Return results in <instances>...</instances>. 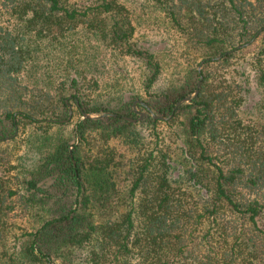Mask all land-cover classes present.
<instances>
[{"label":"trees","instance_id":"obj_1","mask_svg":"<svg viewBox=\"0 0 264 264\" xmlns=\"http://www.w3.org/2000/svg\"><path fill=\"white\" fill-rule=\"evenodd\" d=\"M147 1L157 43L122 0H0V139L22 127L0 264H264V28L248 71L228 70L245 46L224 52L264 26V0ZM15 204L32 224L8 244Z\"/></svg>","mask_w":264,"mask_h":264},{"label":"rangeland","instance_id":"obj_2","mask_svg":"<svg viewBox=\"0 0 264 264\" xmlns=\"http://www.w3.org/2000/svg\"><path fill=\"white\" fill-rule=\"evenodd\" d=\"M122 1H124L127 4V6L132 9L133 23L136 28L135 36L138 37L139 40L147 39L150 42L157 43V40L160 37L163 36L165 37L166 34H165L164 26L161 23V15H159L158 11L149 1L147 0H122ZM256 36L257 35H255L254 37L251 36L252 38L250 39L249 42L239 46V47L245 46V49L234 56L232 60L233 64L231 65L230 68H228V70H231L235 75H238L240 69H245V71H248L249 66L252 64L251 56L257 50V43L253 41ZM167 39L168 42L171 43V40L169 38ZM162 63L165 69L170 68L169 65L171 64V61H168L167 58H162ZM248 85L250 87V90L245 97L246 106L248 104L253 103V101L256 100L257 98V86L253 84L252 80L249 81ZM136 101H138L142 105H144V102L139 99L131 102V108H133L134 114L136 115L135 117L140 118L144 115L146 109L142 106H138V105L136 106L135 105ZM67 103L71 108L72 101L67 100ZM139 112H143V115L140 117H139ZM92 115H96V114L93 113ZM75 119H76V113H71V116L68 120L74 122ZM21 130L22 127L20 124H18L12 133L14 140L7 141L8 136H6L4 139H0V174L4 175L5 179H7L6 183L11 187H14V181H15L13 177V170L6 168L4 166V161L6 157L10 159V161H13V156L15 155V153L20 151L21 148L19 147V144H20V139L22 137ZM146 130L147 129H145V132ZM224 133H226V136L228 138H232L238 135L242 136V134L245 133V130L240 129L239 127L226 126V130ZM6 221L7 224L5 225V227L6 229H9L8 232L9 234L7 239L8 244H11L13 241L12 240L13 233L18 234L20 231H22L23 229H27L32 224L31 220L19 209V207L16 204H15V208L12 211L8 212V215H6Z\"/></svg>","mask_w":264,"mask_h":264},{"label":"water","instance_id":"obj_3","mask_svg":"<svg viewBox=\"0 0 264 264\" xmlns=\"http://www.w3.org/2000/svg\"><path fill=\"white\" fill-rule=\"evenodd\" d=\"M262 28H264V26H263V27H259V28L255 31V33L252 35V37H254L255 35H257V34L262 30ZM252 37H251V38H252ZM251 38H250V39H251ZM250 39L247 40V41L244 42V43H241V44L236 45L235 47H233V48H231V49H227V50L224 51V52H230V51L236 49V47H239V46H241V45H243V44L249 42ZM224 52H223V53H224ZM219 56H220V54H217V55L213 56L212 58H218ZM200 64H201V63H200ZM200 64H198L197 69L200 68ZM198 83H199V79L197 80V83H196V87H195V89H194L191 93H189V94H187V95H184V96L180 97L179 99H177V100L175 101V103H174L172 109H174V108H175L177 105H179L180 103L188 101L193 95H195V93L197 92ZM76 104H77V103H76ZM144 106H145V108H146L148 111L150 110L149 106H147L146 104H144ZM132 109H133V108H132ZM79 110H80V108H79ZM80 111H81V110H80ZM81 113H82V116H90V115H91V114L86 113V112H81ZM113 114H115V113H113ZM142 115H143V112H139V117L142 116ZM151 115H152L153 117H158V118H160V119H164V118H166V116L157 115V114H154L153 112H151ZM70 116H71V108H70L69 105H68V115H67L66 118L62 119V121H67V120L70 118ZM121 116H122L123 118H125V119H128V120H134V119H135V118H133V117H131V116L124 115V114H122ZM167 117H168V116H167ZM40 120L56 121V119H50V118L40 119Z\"/></svg>","mask_w":264,"mask_h":264}]
</instances>
